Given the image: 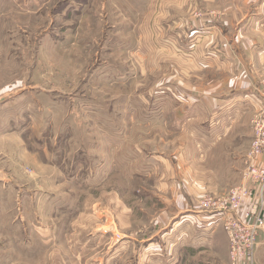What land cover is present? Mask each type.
<instances>
[{
  "label": "rangeland",
  "instance_id": "374dc122",
  "mask_svg": "<svg viewBox=\"0 0 264 264\" xmlns=\"http://www.w3.org/2000/svg\"><path fill=\"white\" fill-rule=\"evenodd\" d=\"M263 52L264 0H0V264H234L174 225L244 185Z\"/></svg>",
  "mask_w": 264,
  "mask_h": 264
},
{
  "label": "built area",
  "instance_id": "2783aa9c",
  "mask_svg": "<svg viewBox=\"0 0 264 264\" xmlns=\"http://www.w3.org/2000/svg\"><path fill=\"white\" fill-rule=\"evenodd\" d=\"M254 140L243 172L244 185L222 199L210 198L194 208L203 214H219L231 244L234 264H255L254 252L264 230V109L252 121Z\"/></svg>",
  "mask_w": 264,
  "mask_h": 264
},
{
  "label": "crops",
  "instance_id": "0c3cea01",
  "mask_svg": "<svg viewBox=\"0 0 264 264\" xmlns=\"http://www.w3.org/2000/svg\"><path fill=\"white\" fill-rule=\"evenodd\" d=\"M211 31L215 37L217 34V28L213 27ZM231 45L232 46H231L230 52L226 48L224 51L223 50L221 51L219 49H217L216 51L218 54H222V56H229V57H231L232 55L233 57L236 56L237 59L239 60V57H238L239 53L242 55V52L239 50L240 48L237 47L236 43L233 41H231ZM262 57H264V52L262 53ZM209 60H211V58H205L206 63L208 65H211V63H209ZM228 60L230 61L231 58H229ZM239 63L242 64L244 68L245 66H248L247 64L241 63V60H239ZM242 79L243 77L240 79L239 82H242L243 81ZM250 79H251V85L247 86L249 89L244 92L246 95L244 94L242 96L239 95V102H242V103L252 102L253 103L252 106L254 107L255 105L256 107L255 108L256 111H254L253 109L252 115L250 117V124H251L250 132H251L253 131L252 121L255 116L254 114L264 109V94L262 93L261 89L258 87L260 84L259 76H257L254 72L251 73L250 71ZM263 92H264V88H263ZM247 108L249 109L250 105ZM257 109H259V111H257ZM217 116L219 115H215L216 119L214 120L216 128H214L212 132H208L206 130L207 121L205 120L201 124V126L198 128V134H197L198 137L211 135V138L215 139V141L212 142L210 145V144H207V140L204 139L202 142L198 144L197 151L199 150L201 153L212 151L214 148L218 146V144H216L215 142L221 141L224 138L227 139L232 134L235 127L237 126L236 125L234 127L235 122H240L242 119V115L238 114L236 117H234L233 121L226 122L227 120L224 117L225 115H223V113L219 117ZM247 119H248V116H247ZM199 121H201L200 118H199ZM252 134L253 132H251V136ZM244 170L245 169H243V172ZM194 208L195 207H193V204L192 206L188 205L187 209L184 208L183 211H181V213L184 214L182 220L177 222L175 225L173 224L175 228L177 226L183 225L182 229H183L184 238L193 239L195 240L193 243L198 244V245H189L190 249H189L188 255H193V253L191 252V249L197 250L199 254H203L206 251L215 249V246L218 243V240H221V237H220L221 232H224V231H221V229L224 227L223 216L219 214L199 213ZM175 218L176 216L172 219H175ZM195 227H197L196 230L194 229ZM259 243L260 244H259V247L257 250V256H256V264H264V232L261 234L259 238ZM223 245H225L226 249H229V242H228L227 236H226V240H223Z\"/></svg>",
  "mask_w": 264,
  "mask_h": 264
}]
</instances>
